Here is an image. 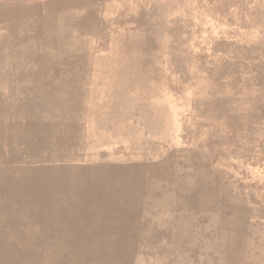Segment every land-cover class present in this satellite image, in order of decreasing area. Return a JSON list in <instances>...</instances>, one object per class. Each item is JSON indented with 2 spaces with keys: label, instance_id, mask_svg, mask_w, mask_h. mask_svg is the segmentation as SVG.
Returning <instances> with one entry per match:
<instances>
[{
  "label": "rangeland",
  "instance_id": "obj_1",
  "mask_svg": "<svg viewBox=\"0 0 264 264\" xmlns=\"http://www.w3.org/2000/svg\"><path fill=\"white\" fill-rule=\"evenodd\" d=\"M4 11L0 264H264V0Z\"/></svg>",
  "mask_w": 264,
  "mask_h": 264
},
{
  "label": "bare ground",
  "instance_id": "obj_2",
  "mask_svg": "<svg viewBox=\"0 0 264 264\" xmlns=\"http://www.w3.org/2000/svg\"><path fill=\"white\" fill-rule=\"evenodd\" d=\"M14 10H16L17 11V13H18V11H24V9H14ZM3 13V14H2ZM0 17H1V19H4V18H6V11H4V12H0ZM1 21V20H0Z\"/></svg>",
  "mask_w": 264,
  "mask_h": 264
}]
</instances>
